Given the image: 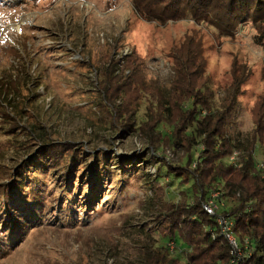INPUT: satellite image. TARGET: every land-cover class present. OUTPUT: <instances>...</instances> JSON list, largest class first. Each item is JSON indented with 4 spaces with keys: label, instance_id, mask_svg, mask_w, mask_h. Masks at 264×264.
<instances>
[{
    "label": "rangeland",
    "instance_id": "obj_1",
    "mask_svg": "<svg viewBox=\"0 0 264 264\" xmlns=\"http://www.w3.org/2000/svg\"><path fill=\"white\" fill-rule=\"evenodd\" d=\"M189 35L203 42L216 103L228 98L235 70L238 77L250 73L240 87L230 129L247 148L254 112L264 102L259 24L243 22L234 36H226L208 23L149 21L134 0H0V105L19 125L5 129L8 117L0 107V189L10 184L12 201L32 213L20 219L23 233L0 222V264H142L137 261L145 249L139 241L151 251L169 247L172 257L185 259L190 248L177 235L173 241L166 237L157 222L153 190L160 186L169 203L192 198L191 186L163 163L185 166V151L177 146L166 153L151 150L141 131L155 104L151 98L144 97L131 122L110 124L98 107L95 73L109 56L135 53L147 83L167 98L174 77L169 55ZM2 83L10 87L6 92ZM159 130L172 135L168 125ZM40 142L72 143L77 152L63 163L64 171L47 167L38 158ZM202 150L198 145L192 152V164ZM255 159L262 168L259 144ZM33 192L45 203L35 205ZM221 202L225 210L233 207L228 198Z\"/></svg>",
    "mask_w": 264,
    "mask_h": 264
},
{
    "label": "trees",
    "instance_id": "obj_2",
    "mask_svg": "<svg viewBox=\"0 0 264 264\" xmlns=\"http://www.w3.org/2000/svg\"><path fill=\"white\" fill-rule=\"evenodd\" d=\"M134 3L143 18L161 24L190 20L196 24L208 23L221 34L234 36L241 23L252 21L259 24L260 33L264 35V0H134ZM14 54L18 55L15 51ZM169 58L174 77L167 98L158 92L154 84L147 83L143 63L135 53L123 59L109 56L102 67L96 68L95 73L98 107L110 124L131 122L139 112L144 97L151 98L155 104L149 106V121L141 127L151 150L166 153L177 146L184 149V159H187L185 166L174 167L166 159L163 163L169 174L180 178L183 185L191 186L192 198L185 195L187 198L179 203H169L163 200L165 192L160 186L155 184L153 190L155 216L165 236L172 238V241L176 235L179 236L190 249L185 259L181 260L172 257L169 247L151 251L147 244L139 241V247L145 249V253L143 257L138 256L137 262L234 264L233 248L221 235L216 217L204 211L211 194L219 192L233 206L222 214L234 221L238 237L250 243L243 264H264V163L259 168L255 159L258 144L264 153V102L260 101L254 112L252 141L245 148L231 136L230 129L236 122L240 87L249 79L250 73L238 77L235 70L228 98L216 103L215 92L209 77H206L207 61L200 38L187 36L183 43L171 51ZM9 88L2 83V91L6 92ZM14 90L21 92L18 84H14ZM188 104L191 107H187ZM0 107L4 109L3 117H8L5 129L10 124L11 131L19 129L16 119L2 105ZM164 125L172 128L171 136L159 130ZM191 128H194L195 136L189 133ZM198 145H202L203 150L199 159L192 164V152ZM37 146H40V162H46L47 167L58 165L59 169L67 162L68 156L76 155L77 152L72 143L40 142ZM18 174L20 176V171ZM9 188L10 184L0 189V195L4 197L2 202L0 199V222L9 228L17 225L18 231L23 233L25 227L20 219L32 213L12 201L11 197L14 196ZM31 201L37 206L45 203L36 192H33Z\"/></svg>",
    "mask_w": 264,
    "mask_h": 264
},
{
    "label": "built area",
    "instance_id": "obj_3",
    "mask_svg": "<svg viewBox=\"0 0 264 264\" xmlns=\"http://www.w3.org/2000/svg\"><path fill=\"white\" fill-rule=\"evenodd\" d=\"M232 160L234 159L232 158ZM223 197L224 196L222 195V193L219 192L211 194L210 198L204 205V211L209 216L216 217L221 235L228 240L229 244L233 248L232 254L235 257L233 263L243 264L244 262L242 261L244 259V253L245 251H248L250 243L248 240H242L238 237L234 229V221L227 215L222 214L223 212L228 211V209L225 210V205L222 202L219 203V200Z\"/></svg>",
    "mask_w": 264,
    "mask_h": 264
}]
</instances>
